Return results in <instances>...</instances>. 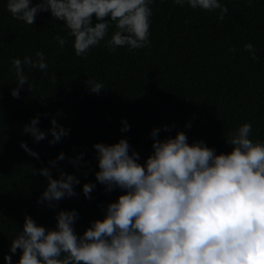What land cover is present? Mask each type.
<instances>
[{
    "label": "trees",
    "instance_id": "trees-1",
    "mask_svg": "<svg viewBox=\"0 0 264 264\" xmlns=\"http://www.w3.org/2000/svg\"><path fill=\"white\" fill-rule=\"evenodd\" d=\"M7 3L0 0V264H6V255L18 262L21 250L12 254L10 246L23 231L25 215L47 230L55 229L59 211L75 210L74 230L82 235L92 221L103 219L108 203L124 194L120 189L106 192L96 181L95 143L111 145L125 138L130 154L137 152L143 164L153 151V128L161 129V140L182 131L189 144L203 141L217 154L231 152L228 134L242 123H251V139L264 142V0H221L228 8L222 21L218 12L153 0L148 46L110 51L102 41L86 57L75 55L72 37L59 46L55 38L67 37V29L50 12L38 13L28 25L10 14ZM113 31L114 25L106 39ZM248 43L256 49V60L243 49ZM233 47L235 53L229 51ZM37 51L45 54L49 69L42 73L26 67L34 90L25 84L19 98H13L12 59L34 57ZM88 79L104 89L91 92ZM37 116L47 136L39 143L23 131ZM52 118L69 130L54 145L48 133ZM122 121L130 130L121 131ZM21 142L39 159L21 148ZM61 152L66 159L51 167L48 162ZM81 153L78 166L69 162ZM43 167L51 169L53 178L61 170L75 175L80 180L74 187L77 195L60 200L55 208L38 203L48 183L38 174ZM85 183L96 185L91 199L83 195Z\"/></svg>",
    "mask_w": 264,
    "mask_h": 264
},
{
    "label": "clouds",
    "instance_id": "clouds-1",
    "mask_svg": "<svg viewBox=\"0 0 264 264\" xmlns=\"http://www.w3.org/2000/svg\"><path fill=\"white\" fill-rule=\"evenodd\" d=\"M153 0H8L7 10L18 21L35 23L38 13L50 12L62 21L67 37L55 39L63 48L68 37L73 38L75 55L86 57L89 50L104 45L115 51L127 47L129 51L150 44V24ZM178 6L193 10L218 12L223 20L228 8L221 0H173ZM93 17L97 21L93 24ZM115 26L110 38L109 28ZM243 49L256 60L251 43ZM235 53L236 48H230ZM47 72L45 54L13 58L9 69L14 72L16 87L13 98H19L25 84L33 92L34 86L25 68ZM89 90L99 94L104 85L88 79ZM40 117H33L24 126L34 142L47 138L38 127ZM48 129L49 144L61 142L69 130L52 118ZM121 131L130 130L122 121ZM190 127V125H187ZM160 128H153L152 153L143 164L130 144L122 138L115 144L95 143L99 171L96 181L106 192L120 189L124 194L105 208L103 219L90 223L82 235H77L75 210H61L56 214L55 229L37 225L25 215L23 231L12 240L10 252L21 250L16 264H264V142L250 138L251 123H242L229 132V153H216L203 141L188 143L186 134L178 131L175 137L159 139ZM164 131H169L164 126ZM30 156L39 155L21 142ZM83 153L69 159L78 166ZM59 153L48 163L57 167L65 160ZM34 173L37 170H33ZM38 174L47 179L46 189L38 203L47 202L50 208L65 198L77 195L74 190L80 180L73 174L59 172L53 178L51 169L43 167ZM85 183L82 192L91 199L95 188ZM6 264H13L10 255Z\"/></svg>",
    "mask_w": 264,
    "mask_h": 264
}]
</instances>
